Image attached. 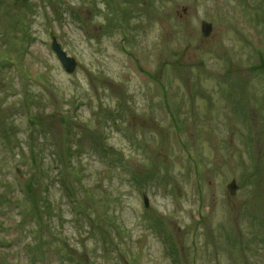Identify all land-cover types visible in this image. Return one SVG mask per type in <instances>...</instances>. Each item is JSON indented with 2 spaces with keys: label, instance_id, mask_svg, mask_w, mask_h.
Wrapping results in <instances>:
<instances>
[{
  "label": "rangeland",
  "instance_id": "rangeland-1",
  "mask_svg": "<svg viewBox=\"0 0 264 264\" xmlns=\"http://www.w3.org/2000/svg\"><path fill=\"white\" fill-rule=\"evenodd\" d=\"M0 264H264V0H0Z\"/></svg>",
  "mask_w": 264,
  "mask_h": 264
},
{
  "label": "water",
  "instance_id": "water-1",
  "mask_svg": "<svg viewBox=\"0 0 264 264\" xmlns=\"http://www.w3.org/2000/svg\"><path fill=\"white\" fill-rule=\"evenodd\" d=\"M211 31V25L206 22L201 23V34L204 37H207L210 34ZM52 50L54 51L55 55L57 56L59 62L61 63L63 69L67 73H72L74 68H75V62L72 58H69L65 52L60 48V46L55 42V40H52ZM228 189L230 190V193H234L235 191V186H234V181L228 185ZM144 199V204L146 206V197H143Z\"/></svg>",
  "mask_w": 264,
  "mask_h": 264
}]
</instances>
